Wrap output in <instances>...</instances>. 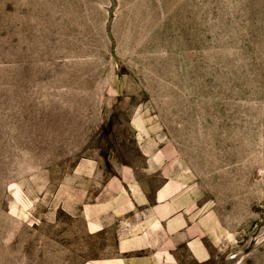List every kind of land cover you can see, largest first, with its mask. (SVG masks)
I'll return each mask as SVG.
<instances>
[{
  "label": "rangeland",
  "instance_id": "rangeland-1",
  "mask_svg": "<svg viewBox=\"0 0 264 264\" xmlns=\"http://www.w3.org/2000/svg\"><path fill=\"white\" fill-rule=\"evenodd\" d=\"M0 264H264V0H0Z\"/></svg>",
  "mask_w": 264,
  "mask_h": 264
},
{
  "label": "crops",
  "instance_id": "crops-1",
  "mask_svg": "<svg viewBox=\"0 0 264 264\" xmlns=\"http://www.w3.org/2000/svg\"><path fill=\"white\" fill-rule=\"evenodd\" d=\"M181 201H177L172 203V205L166 207L165 209L162 210V213L164 215H159L158 219L160 220V222L162 220H166L167 218H169L171 215H173L175 213V211H177V209H180V207L183 206V204L180 203Z\"/></svg>",
  "mask_w": 264,
  "mask_h": 264
}]
</instances>
